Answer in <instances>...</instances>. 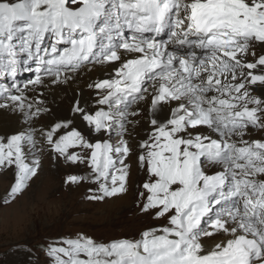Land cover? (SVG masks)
<instances>
[{
  "label": "snow or ice",
  "instance_id": "obj_1",
  "mask_svg": "<svg viewBox=\"0 0 264 264\" xmlns=\"http://www.w3.org/2000/svg\"><path fill=\"white\" fill-rule=\"evenodd\" d=\"M97 66L109 74L87 82L94 106H71L86 127L0 137L2 206L27 210L44 152L87 165L63 180L94 185L87 200L125 194L134 142L147 177L137 206L166 223L136 239L62 238L47 250L54 264H264V138L244 139L264 131V96L251 91L264 86V0H0V110L31 125L48 111L39 90ZM21 72L34 76L20 85Z\"/></svg>",
  "mask_w": 264,
  "mask_h": 264
},
{
  "label": "rangeland",
  "instance_id": "obj_2",
  "mask_svg": "<svg viewBox=\"0 0 264 264\" xmlns=\"http://www.w3.org/2000/svg\"><path fill=\"white\" fill-rule=\"evenodd\" d=\"M248 59L251 60V56ZM3 80L6 82L5 79ZM251 91L252 95H259L254 88ZM39 119L40 117L31 125L37 126ZM76 126L86 127L85 124ZM250 131L251 137L245 136L244 139L264 138V131L256 129ZM132 137L140 138L136 135ZM133 150L132 158L127 159L131 174L128 193L100 202L86 199L87 189L95 187L94 185L81 183L66 186L63 183V177L67 175L87 173L89 169L86 164L67 165L63 161L56 164L47 152L41 155L43 167L53 172L43 174L42 178L33 182L29 188V196L25 198L27 210L23 214L15 210V205L10 209L2 206L9 179L0 176V180L4 181L1 182L5 184L0 185V264H14L15 259L30 263L33 261L40 264H54L47 250L50 245L62 238H74L78 233H83L97 242L105 243L122 238L136 239L145 228L165 224L166 219L161 218L157 221L153 219L151 213L144 215L139 211L138 185L147 177L136 163L134 142ZM205 167L208 171L212 170L207 162Z\"/></svg>",
  "mask_w": 264,
  "mask_h": 264
},
{
  "label": "bare ground",
  "instance_id": "obj_3",
  "mask_svg": "<svg viewBox=\"0 0 264 264\" xmlns=\"http://www.w3.org/2000/svg\"><path fill=\"white\" fill-rule=\"evenodd\" d=\"M108 74H109V71L107 68H101L100 66H97L96 69L93 70L91 73H83L79 75V77L76 80L72 81L70 85H63L60 88L53 87V88H45V89L39 90L43 92L41 99L44 100V107H46L48 111L40 116V119L38 120L39 123L37 126L29 125L28 122L25 121L21 113L18 111L14 112L11 109L0 110V137H8L14 134H18L20 132H24L30 126L36 129H39L41 127L50 128L55 123L61 120H66V119H72L75 126L77 124H85L81 118H79L76 114H74L71 111V106L72 104L75 103L74 98L80 97L81 107L92 108L94 106L95 93L94 91L89 90L87 88V82H91L92 80H96V79L106 78ZM33 76H34L33 72H21L19 73L17 77V83L20 85H23V83H25L29 78H32ZM0 82H3L4 84H6V82L3 79H0ZM253 88L257 91L259 95L264 96V86L256 85ZM26 95L31 96L33 94L29 92V93H26ZM167 114L168 113L166 111H162L159 113L161 117H164ZM145 131H146V127L142 122L140 125L137 126V131L131 132V135H136L142 138L145 135ZM137 132L139 133V135H137ZM27 151H28L27 146H25V152L27 153ZM44 154L46 153L44 152L41 155H44ZM1 170L2 169H0V171ZM50 172H53V171H49L46 167H43V171L40 174V178L43 177L42 176L43 174H51ZM144 176L146 175L144 174ZM130 177H131V174H130ZM1 181L4 182L3 180H0V185H5ZM221 239H222L221 236H216L213 239H205L202 242L205 245V247H211L214 245V243L219 242ZM20 261L19 259L17 261L15 259L13 263L14 264H28V263L29 264H40V263H36L33 261H31V263L26 262V260L22 262Z\"/></svg>",
  "mask_w": 264,
  "mask_h": 264
}]
</instances>
